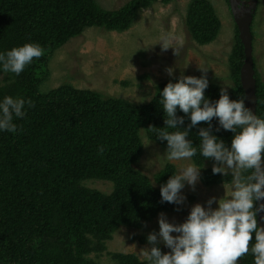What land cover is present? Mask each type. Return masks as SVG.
<instances>
[{
	"label": "trees",
	"instance_id": "16d2710c",
	"mask_svg": "<svg viewBox=\"0 0 264 264\" xmlns=\"http://www.w3.org/2000/svg\"><path fill=\"white\" fill-rule=\"evenodd\" d=\"M153 1L131 0L110 10L97 0H0V52L28 42L44 49L19 75L0 72V99L7 95L32 101L22 118L13 117L15 133L0 131V264H100L90 254L102 252L115 231L137 227L175 206L160 197V185L174 174L172 164L152 179L134 166L142 130L166 147V141L156 138L157 128L165 126L159 90L166 83L157 85L156 94L143 105L71 85L40 89L47 59L57 48L89 27L126 30ZM186 25L195 41L207 44L217 37L221 22L209 0H193ZM236 40L230 60L241 86L245 55L238 29ZM256 80V114L264 117V84ZM220 89L211 84L204 94L214 102ZM240 90L230 99L244 97ZM177 115L185 116L179 110ZM189 123L185 116L179 127ZM211 125L210 131L230 145L233 133L216 131V118ZM201 126L208 125L198 122L187 137L197 148ZM101 145L103 153L97 151ZM192 158L198 164L205 159L199 150ZM211 169L202 172L203 182L227 179ZM90 179L111 181L113 190L85 186ZM252 238L249 249L254 234ZM112 257L115 264H147L134 253L115 252ZM237 264H253L251 251Z\"/></svg>",
	"mask_w": 264,
	"mask_h": 264
},
{
	"label": "clouds",
	"instance_id": "9594fccd",
	"mask_svg": "<svg viewBox=\"0 0 264 264\" xmlns=\"http://www.w3.org/2000/svg\"><path fill=\"white\" fill-rule=\"evenodd\" d=\"M247 2L235 0L237 11ZM174 40L171 33H165L156 44H159L161 52L171 48L178 56L179 48L173 46ZM43 53L44 49L35 42L0 52V72L19 75L33 62V58L38 59ZM165 70L169 76L173 75L172 67ZM200 70L202 75L199 78L181 75L175 82L169 80L159 90L165 126L157 128L156 138L166 141V151L162 156L166 161L191 160L198 150L203 158H211L214 161L213 174L224 177L231 174L228 191L222 198H209L207 206L193 205L181 223L169 222L161 213L158 216V234L147 236L152 246L141 248L139 256L147 264H237L238 258L251 251L253 264H264V227L257 223V214L264 212V203L254 207V203L264 199V117L257 116L246 107L245 97L230 99L228 86L222 87L219 98L211 102L204 94L209 83L208 69ZM26 104L32 106V101L7 95L0 99V131H17L13 117L22 118L26 114ZM178 110L190 120L186 128L179 127L184 124L185 116H178ZM213 118L219 124L216 131L222 128L233 133L230 145L210 131ZM198 122H205L208 126L199 127L197 148L187 137ZM104 150L102 145L97 148L99 153ZM200 176L201 167L194 163L182 165L166 183L160 185L161 202L182 205L186 198L181 189L187 184L195 190ZM213 202L217 207H212ZM260 219L264 220V216ZM253 234L254 243L249 249ZM158 237L169 251L162 252L156 246Z\"/></svg>",
	"mask_w": 264,
	"mask_h": 264
},
{
	"label": "rangeland",
	"instance_id": "374dc122",
	"mask_svg": "<svg viewBox=\"0 0 264 264\" xmlns=\"http://www.w3.org/2000/svg\"><path fill=\"white\" fill-rule=\"evenodd\" d=\"M97 1L103 8L113 10L123 7L131 0ZM192 1L172 0L163 3L162 0H154L149 7L141 8L132 25L123 31L100 27L86 28L48 57L46 77L40 85L41 91L71 85L77 89L96 91L104 97L121 98L135 105H143L151 101L156 94L157 85L167 84L169 80L175 82L181 75L199 78L202 75L200 68L208 69L206 73L208 85L220 88L228 86L229 95L235 90L241 91L240 88L243 90L232 73L234 67L230 57L237 42L238 27L229 0H209L220 19L221 27L217 37L207 44L195 41L188 31L186 17ZM252 3L248 0L237 13L244 12V8ZM253 13L255 77L264 84V0H257ZM165 33H171L175 37L173 46L179 48L178 56L174 55L171 48L161 52L159 44H156ZM167 67L174 69L172 76L167 74L165 70ZM140 137L141 153L134 166L151 179L154 173L168 164L174 166L175 174L182 165L194 163L201 167L202 174L205 169H211L214 163L210 158L203 159L200 164L193 158L166 161L162 157L166 147L150 139L145 130L140 132ZM149 141L151 143L148 146L142 145ZM225 177L227 179L221 178L213 183H205L200 176L195 184V190L186 184L181 189L186 198L182 205H175L171 210L162 211L151 220H142L137 227L118 229L106 240V248L102 252L91 253L90 256L100 264H115L112 257L115 252L134 253L141 259L140 249L152 246L148 243L147 236L150 233L158 234V216L161 213L169 222H183L196 203L207 206L209 198L219 199L224 196L228 191L231 174ZM84 184L106 193L113 190V183L107 180L90 179ZM212 207H217L215 202ZM157 245L169 251L159 237Z\"/></svg>",
	"mask_w": 264,
	"mask_h": 264
},
{
	"label": "water",
	"instance_id": "95a60500",
	"mask_svg": "<svg viewBox=\"0 0 264 264\" xmlns=\"http://www.w3.org/2000/svg\"><path fill=\"white\" fill-rule=\"evenodd\" d=\"M253 3L249 7L244 8V12L237 13V5L235 0H229L232 11L234 12L235 21L237 23L239 38L244 47V63L241 71V84L245 93V105L249 107L254 114H256L257 107V80L255 77V63L253 59V32L252 22L254 17V10L257 6V0H250ZM257 115V114H256ZM262 167H264V157H262ZM264 203V199L257 202ZM264 216V212L257 214L258 226L264 227V220L260 217Z\"/></svg>",
	"mask_w": 264,
	"mask_h": 264
}]
</instances>
